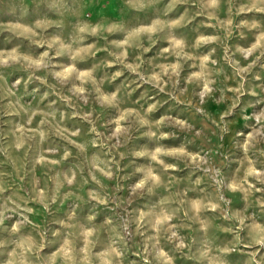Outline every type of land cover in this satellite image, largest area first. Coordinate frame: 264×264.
Instances as JSON below:
<instances>
[{"label":"clouds","instance_id":"1","mask_svg":"<svg viewBox=\"0 0 264 264\" xmlns=\"http://www.w3.org/2000/svg\"><path fill=\"white\" fill-rule=\"evenodd\" d=\"M87 7L0 0V264H264V0Z\"/></svg>","mask_w":264,"mask_h":264},{"label":"rangeland","instance_id":"2","mask_svg":"<svg viewBox=\"0 0 264 264\" xmlns=\"http://www.w3.org/2000/svg\"><path fill=\"white\" fill-rule=\"evenodd\" d=\"M87 3H89V7L85 9V14L88 12H91L93 14V19L96 17V13L100 10H104L105 12H108L112 15H118L119 14V6L121 0H86ZM109 5L108 8H104V5ZM135 95V94H134ZM225 105H215L210 103L208 105V108L211 112L218 113L219 111L223 110ZM39 222V221H38Z\"/></svg>","mask_w":264,"mask_h":264}]
</instances>
